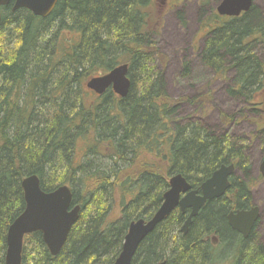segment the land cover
I'll list each match as a JSON object with an SVG mask.
<instances>
[{
    "label": "trees",
    "instance_id": "obj_1",
    "mask_svg": "<svg viewBox=\"0 0 264 264\" xmlns=\"http://www.w3.org/2000/svg\"><path fill=\"white\" fill-rule=\"evenodd\" d=\"M152 2L58 0L46 18L13 11L12 4L2 8L0 264H6L8 228L25 209L28 176L37 175L45 192L69 186L81 211L57 256L41 232L26 235L22 264H113L129 224L154 215L172 176L200 189L230 164L236 168L230 188L205 205L187 234L181 232L187 214L175 210L142 241L132 264H264L258 222L245 239L227 219L231 210L253 206L251 166L243 167L241 149L228 137L178 118L179 102L169 98L163 70L153 65L158 10ZM201 16L207 35L200 59L219 79L234 73L229 94L260 118L264 151V58L258 54L264 13L254 4L239 17ZM123 64L131 82L126 97L87 87ZM189 73L185 64L182 74ZM117 201L120 216L112 220Z\"/></svg>",
    "mask_w": 264,
    "mask_h": 264
},
{
    "label": "water",
    "instance_id": "obj_2",
    "mask_svg": "<svg viewBox=\"0 0 264 264\" xmlns=\"http://www.w3.org/2000/svg\"><path fill=\"white\" fill-rule=\"evenodd\" d=\"M13 1V11L24 8L34 15L48 17L55 9L58 0H0L1 7ZM254 0H222L216 10L220 16L238 17L248 12ZM131 82L128 78V65L116 66L104 75L92 77L87 87L102 95L108 89L124 98L129 93ZM235 171L234 164L222 165L201 185L192 189L188 181L180 174L169 180V189L163 195V202L149 219H137L129 224L121 252L113 264H132L142 241L152 233L175 209L181 212L190 209L182 231L188 232L189 226L202 207L214 199L225 195L230 188V177ZM264 176V160L261 164ZM25 209L9 226L7 232L6 264H22L24 237L27 234L41 232L43 241L53 256H57L64 247L72 227L80 217L81 206L73 205L72 189L63 185L51 192L41 188L37 175H31L22 181ZM259 218V208L238 210L228 215L229 226L245 239L249 237ZM160 264H164L163 262Z\"/></svg>",
    "mask_w": 264,
    "mask_h": 264
},
{
    "label": "rangeland",
    "instance_id": "obj_3",
    "mask_svg": "<svg viewBox=\"0 0 264 264\" xmlns=\"http://www.w3.org/2000/svg\"><path fill=\"white\" fill-rule=\"evenodd\" d=\"M154 1L158 28L153 40L158 56L153 65L163 70L168 96L175 103L179 102L178 118L183 119L182 123H199L217 136L228 137L241 149L243 167L251 166L253 204L260 211L255 232L264 241V177L260 169L264 151L261 128L257 124L260 118L243 99L229 94L234 73H228L229 81L217 78L199 55L207 35L201 14L216 11L222 0ZM254 2L264 13V0ZM258 54L264 58V47L258 49ZM185 64L190 67L188 76L182 74ZM195 97L204 99L195 103L189 101ZM120 212V201H117L111 219H118ZM226 251L223 249L219 254L225 256ZM222 261L221 264H227V260Z\"/></svg>",
    "mask_w": 264,
    "mask_h": 264
},
{
    "label": "flooded vegetation",
    "instance_id": "obj_4",
    "mask_svg": "<svg viewBox=\"0 0 264 264\" xmlns=\"http://www.w3.org/2000/svg\"><path fill=\"white\" fill-rule=\"evenodd\" d=\"M230 178H231V177H230ZM227 191H228V190H227ZM208 202H209V201H208ZM208 202H207V203H208ZM207 203H206V204H207ZM206 204H205V205H206ZM205 205L202 207V209L205 207ZM253 205H254V204H253ZM251 208H252V207H251ZM251 208H249V209H251ZM202 209H201V210H202ZM249 209H240V210H249ZM176 210H180V209L178 208V209H176ZM201 210H200V212H201ZM180 211H181V210H180ZM236 211H238V209H236V210L233 209V210H231V211L228 213V215H229L231 212H236ZM200 212H199V213H200ZM182 213H183V214H187V217H188V215H189V213H190V209H186L185 212H182ZM228 215H227V219H228ZM159 264H160V263H159Z\"/></svg>",
    "mask_w": 264,
    "mask_h": 264
},
{
    "label": "bare ground",
    "instance_id": "obj_5",
    "mask_svg": "<svg viewBox=\"0 0 264 264\" xmlns=\"http://www.w3.org/2000/svg\"><path fill=\"white\" fill-rule=\"evenodd\" d=\"M184 226V224L181 226V232L183 233V234H187V233H184L183 231H182V227Z\"/></svg>",
    "mask_w": 264,
    "mask_h": 264
}]
</instances>
